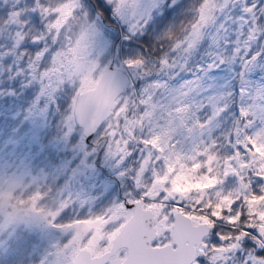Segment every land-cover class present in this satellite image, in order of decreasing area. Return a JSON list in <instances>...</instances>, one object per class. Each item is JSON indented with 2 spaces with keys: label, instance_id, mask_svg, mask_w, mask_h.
I'll use <instances>...</instances> for the list:
<instances>
[{
  "label": "snow or ice",
  "instance_id": "6c2138e0",
  "mask_svg": "<svg viewBox=\"0 0 264 264\" xmlns=\"http://www.w3.org/2000/svg\"><path fill=\"white\" fill-rule=\"evenodd\" d=\"M0 264H264V0H0Z\"/></svg>",
  "mask_w": 264,
  "mask_h": 264
}]
</instances>
